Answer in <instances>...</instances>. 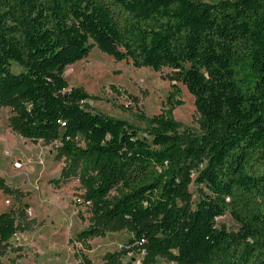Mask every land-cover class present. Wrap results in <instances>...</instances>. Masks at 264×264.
<instances>
[{
    "label": "trees",
    "instance_id": "1",
    "mask_svg": "<svg viewBox=\"0 0 264 264\" xmlns=\"http://www.w3.org/2000/svg\"><path fill=\"white\" fill-rule=\"evenodd\" d=\"M94 45L135 67L171 68L195 97L200 130L172 108L145 133L90 110L65 71ZM5 105L15 133L60 142L68 166L51 184L85 186L95 223L72 243L125 227L148 251L143 264H264V0H0ZM195 174L207 189L196 202ZM226 213L237 231L218 227ZM17 228L14 210L0 213V249Z\"/></svg>",
    "mask_w": 264,
    "mask_h": 264
},
{
    "label": "rangeland",
    "instance_id": "2",
    "mask_svg": "<svg viewBox=\"0 0 264 264\" xmlns=\"http://www.w3.org/2000/svg\"><path fill=\"white\" fill-rule=\"evenodd\" d=\"M13 70L21 68L15 65ZM173 75L168 67L156 71L135 67L131 61H117L98 45L65 71L69 87H82L92 96L86 104L90 110L126 119L142 133L146 132L147 119L171 108L176 120L200 130L202 116L195 97L182 82L172 81ZM13 113L12 106L0 107V179L2 186L10 189L7 193L0 188V211L14 210L18 228L0 249V263L82 264L86 258L92 264H107L108 260L112 264L118 260L138 264L143 260L141 248L131 241L133 233L125 227L105 231L84 244L70 241L95 223L92 212L75 201L84 197L85 186L77 177L59 187L51 184L50 180L61 176L68 166V157L59 153L60 142H32L15 133L10 127ZM195 178L196 174L189 187L194 202L207 191ZM217 225L230 231L240 226L230 213L218 217ZM145 264L151 263L147 260ZM152 264L177 263L160 258Z\"/></svg>",
    "mask_w": 264,
    "mask_h": 264
},
{
    "label": "built area",
    "instance_id": "3",
    "mask_svg": "<svg viewBox=\"0 0 264 264\" xmlns=\"http://www.w3.org/2000/svg\"><path fill=\"white\" fill-rule=\"evenodd\" d=\"M78 181H80L78 179ZM76 203H80L82 204L85 208L89 209L91 211V207H92V202L90 200H87L85 197L83 198H76L75 199ZM6 204H10V200L7 199L5 201ZM145 242V239H142L140 244L142 245ZM76 244H78V242H75ZM141 253L143 255V260L145 259V256L147 255L148 251L145 247H141ZM143 260H139L138 264H143Z\"/></svg>",
    "mask_w": 264,
    "mask_h": 264
},
{
    "label": "crops",
    "instance_id": "4",
    "mask_svg": "<svg viewBox=\"0 0 264 264\" xmlns=\"http://www.w3.org/2000/svg\"><path fill=\"white\" fill-rule=\"evenodd\" d=\"M6 204V203H5ZM8 205V204H7ZM3 212V211H0V213Z\"/></svg>",
    "mask_w": 264,
    "mask_h": 264
}]
</instances>
